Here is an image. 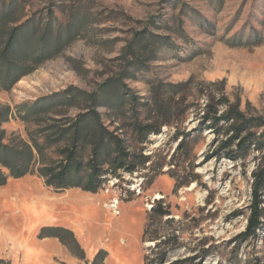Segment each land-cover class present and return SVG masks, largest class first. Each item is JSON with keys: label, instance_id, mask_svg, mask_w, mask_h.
I'll return each instance as SVG.
<instances>
[{"label": "rangeland", "instance_id": "1", "mask_svg": "<svg viewBox=\"0 0 264 264\" xmlns=\"http://www.w3.org/2000/svg\"><path fill=\"white\" fill-rule=\"evenodd\" d=\"M25 1L8 27L52 11L64 35L68 28L72 32L59 52L10 89L0 80L4 142L12 137L30 141L37 128L65 126L66 119L93 106L92 95L111 79L142 101H152L158 86L188 87L179 97L161 92L173 108L171 124L144 142L134 133L132 106L120 118L107 107L98 108L110 130L122 127L117 133L151 157L135 172L107 176L98 192L57 189L38 173L11 177L0 186V259L5 260L0 264H94L102 249L107 255L95 264H145V254L152 258L170 249L142 238L148 216L161 200L171 214L151 230L164 238L178 237L169 261L193 257L202 264H264V223L256 237L239 238L251 213L254 172L264 170V145L253 144L233 159L223 150L231 134H219L201 120L203 93L222 82L247 116L264 117V0ZM71 11L78 13L74 21ZM144 34L170 37L171 44L157 46V54H151L156 45L149 42L145 50ZM2 43L1 38L0 49ZM140 60L146 65L135 72L132 65ZM54 99L46 113L28 119L20 113L31 103ZM151 115L155 113L146 108L141 119ZM253 131L260 136L264 127ZM183 132L188 137L178 150ZM239 141L230 148L238 149ZM47 155L55 157L54 149ZM177 182L185 184L176 188ZM261 199L264 208V189ZM32 200L39 202L29 207ZM45 226L72 230L85 258L56 237H41Z\"/></svg>", "mask_w": 264, "mask_h": 264}, {"label": "trees", "instance_id": "2", "mask_svg": "<svg viewBox=\"0 0 264 264\" xmlns=\"http://www.w3.org/2000/svg\"><path fill=\"white\" fill-rule=\"evenodd\" d=\"M25 2V0H0V39L3 40L0 49V80L6 89H10L23 76L52 58L62 48L65 40L71 37V29L68 28L64 35L65 30L61 29L60 20L52 11L8 27L7 23L15 20L16 14ZM71 14L72 18L73 16L78 18V13L71 11ZM140 40L146 43L142 46L146 48L145 50L148 49L149 42L154 41L156 47L150 51L154 55L157 54V46L171 44V38L167 36L154 38L151 34H144ZM145 65L146 62L140 60L134 62L132 68L136 72ZM187 87L188 83L175 84L164 89L158 86L154 91L155 97L152 101H142L132 91L124 92L127 87L111 79L92 95L93 106L79 113L75 118L66 119L65 126L50 125L49 128H37L31 131L30 141L12 137L8 142H4L3 137L0 136V186L5 185L11 177L20 178L27 174L38 173L45 179L46 185L57 189L79 187L84 191L98 192L107 176H118L120 171L135 172L151 161L149 155L135 151L133 145L117 133L122 127L118 130H110L105 125L98 108L107 107L120 118V116H127V111H130L127 106H132L129 118L134 121L132 126L138 140L144 142L151 133H158L162 130V126L171 124L173 108L162 98L161 92H166L172 98L179 97ZM203 96L206 99L201 107L203 126L213 128L219 134H231L223 142V150L228 151L225 154L235 159L253 144L259 148L264 145V131L260 136L253 131L254 128L264 127V117L247 116L240 105L228 97L224 82L217 90L205 91ZM54 101L57 100L36 101L26 106L20 113L24 119L35 117L48 112V108L54 107ZM146 108L155 113L154 116L151 115L145 119L148 120L147 122L141 119L142 112ZM189 108L190 105L188 107L186 105V110ZM167 116H170L169 119H165ZM158 117L163 120L153 121ZM53 129V133H47L48 130ZM181 136L182 143L179 144L178 150L182 149L183 141L188 137V133L183 132ZM238 139L240 140L237 143L238 149H231L230 147ZM49 149H54L55 157L47 155ZM254 177L251 213L247 230L239 235L241 239L256 237L257 230L264 223L262 221L264 208L261 206L264 170L254 172ZM184 184L177 182L176 188ZM170 214V207L165 205L163 200L158 201L151 210L144 228L143 241L155 240L159 247L170 249H164L152 258L145 254V264H202V262L196 263L193 257L168 260L171 249L177 245L178 237L173 235L164 238L160 232L152 231L151 227L155 222H161ZM167 220H173V217ZM40 236L56 237L79 258L86 256L76 235L68 228L45 226L41 229ZM106 255L105 250H100L93 263L95 264L99 258L104 260ZM0 262H5V260L0 259Z\"/></svg>", "mask_w": 264, "mask_h": 264}, {"label": "bare ground", "instance_id": "3", "mask_svg": "<svg viewBox=\"0 0 264 264\" xmlns=\"http://www.w3.org/2000/svg\"><path fill=\"white\" fill-rule=\"evenodd\" d=\"M158 197H161V194H159V195H157ZM156 196V197H157ZM39 201L38 200H32V201H29V202H27V204H29V207H31V205L33 204V203H38ZM31 204V205H30ZM114 206V205H113ZM34 210V209H33ZM22 240V239H21Z\"/></svg>", "mask_w": 264, "mask_h": 264}, {"label": "built area", "instance_id": "4", "mask_svg": "<svg viewBox=\"0 0 264 264\" xmlns=\"http://www.w3.org/2000/svg\"><path fill=\"white\" fill-rule=\"evenodd\" d=\"M118 204H119V200H118V199H115V200H114V203H113L112 205H114L113 207H114L115 209H117Z\"/></svg>", "mask_w": 264, "mask_h": 264}]
</instances>
